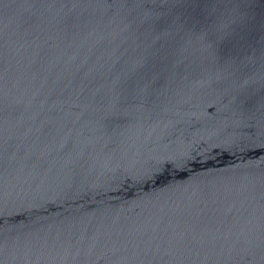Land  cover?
<instances>
[{
  "label": "water",
  "instance_id": "obj_1",
  "mask_svg": "<svg viewBox=\"0 0 264 264\" xmlns=\"http://www.w3.org/2000/svg\"><path fill=\"white\" fill-rule=\"evenodd\" d=\"M0 264H264V0H0Z\"/></svg>",
  "mask_w": 264,
  "mask_h": 264
}]
</instances>
